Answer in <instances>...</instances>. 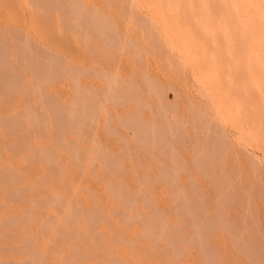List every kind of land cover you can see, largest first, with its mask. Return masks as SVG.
I'll list each match as a JSON object with an SVG mask.
<instances>
[{
    "label": "rangeland",
    "instance_id": "1",
    "mask_svg": "<svg viewBox=\"0 0 264 264\" xmlns=\"http://www.w3.org/2000/svg\"><path fill=\"white\" fill-rule=\"evenodd\" d=\"M106 1L108 2V0ZM103 2L104 0H89L88 3L92 6H90L91 9L87 7L89 4L85 6V8L87 7L86 9L89 8V10L82 13L85 15L84 20L82 21L83 18H80V16L83 17L81 13H78L79 18L75 17L78 15L70 14V18H73H71L73 22L69 21L71 20L69 18V20L67 19V23L70 24L69 22H71L72 24L70 25L72 29H74L75 25L73 23L78 22H74L75 18L76 20L79 19L83 24L85 23V26L88 23L86 20L93 19L95 16L96 19L94 18L95 21L93 20V22L97 23L96 21H98L100 25V27H98L99 25L96 24L95 29H104L101 31L104 33L96 30L97 32L95 35V32H92L95 30L94 28L91 29V31L87 30V32H85L86 30L84 31V29L88 25H93L91 22L92 20H90L91 23L85 26V28L81 26L83 24L80 22L82 28L77 24L79 28H76V30H83L85 33L84 37L82 32V34H77L78 37L80 34L82 35L81 38L79 37L80 40H78L73 30L68 32V29L64 28L68 25L65 22L64 27L60 26L52 28V30L51 28L47 30V33L50 32V30L51 33L48 35L45 33L46 37L41 38V40L45 39L43 40L45 44L40 40L41 36H38V38L33 31L32 33L30 32V15L32 9H26L22 12L15 28L14 22L10 21L9 23V19L6 15V5L0 2V21H2L6 27L2 28L4 26L0 22V58H3L2 60L0 59V69L8 70L13 64L16 71L8 70L12 77L13 75H17L23 79V82H25L26 78H30L28 81L34 78V80H32L33 83L26 81L23 88L24 90L20 88V90L17 89L19 93L21 91V94L27 99H24L25 101H22V99L18 100L24 105L16 101V104L19 103V105H21L19 106L20 108L18 105H15L14 102L11 103L8 100L10 96L12 97L15 95L14 93H16V91L9 90L11 93H8L7 90L9 88L7 90L0 88V99H5V102L0 100V112H3V118H1L2 115L0 114V119L3 120L4 117H6L5 115L13 119L16 115V128L18 127L16 131H20L19 128L24 125L26 127H21V129L24 130L25 128L27 131L29 129L28 134H25L27 131L23 133V130H21L22 132H20V134L18 133L20 137L17 135L25 149L22 153L21 150L17 149L18 144H15L17 140L16 134H14L13 139V134H10L12 132H9L8 129L6 130L5 125L3 126L5 129L1 127L6 134L0 129V132H2L1 135L3 134L2 136L0 135V166H2L0 168L6 169L8 174L6 173L5 176H7V179L13 177L14 175L12 172H14V174L20 177L23 174L24 178H26V180L28 179L27 183L32 182L27 185L26 180L22 178L23 176L21 177L22 180H19V177L16 185L22 186V182L23 185H25L22 187H14V185V190H12L8 188L12 183L9 184V181H7L8 185L6 180H3L0 176V182L2 183L3 181L4 183L0 185V187L3 185L2 188H0V208L3 209L4 216H6V218L3 219L8 223L10 222L8 225L9 231H5L4 241L1 242L2 239L0 238V264H28V261H30L28 256L29 254L33 255L32 253H34V251L40 254H42V251L43 253L45 252L42 261L45 262L44 264L49 260L50 262L52 261V264H59L60 261L61 264H69L68 262L70 259L68 258L71 257L70 264H84L88 262L89 264H121V262L123 264H264L263 149L260 145L258 147L255 144L237 138L233 131V127L229 123L219 119L211 99L205 94L200 82L195 77L191 64L182 59V55L177 49L168 47L167 50L166 47L162 46L164 45L163 42H160L162 38L157 41L160 38H158V34H156L159 25L150 16L151 14L148 8L140 9L129 7L132 9L131 11L129 8H124L122 9L123 12L120 11L123 14L122 16L115 7L116 10L112 9L111 0L109 3L104 2L103 4ZM92 3H95V5ZM100 3L105 5V7H102L103 5ZM96 5L101 9L98 10ZM94 6H96L95 9ZM107 7L109 8L106 9ZM68 9L66 7L65 10L69 13ZM109 9L110 12L108 11ZM128 9L129 12L133 11L132 14L135 11V16L134 14L133 16L132 14L130 15ZM101 10L103 12H101ZM124 11H126L125 14L127 13L130 17L124 16ZM79 12L81 11L79 10ZM106 12L107 15L105 17ZM111 12L113 15L110 14ZM136 12L138 14H136ZM86 13L92 14H89L90 16L88 17ZM102 13L104 14L102 15ZM107 16L114 19H109ZM124 17L128 18L125 20ZM131 17H134L135 20H133L134 18L131 20ZM47 19L48 18L44 21L48 22L49 19ZM7 21L8 23H5ZM109 21H114L117 27H115V25L113 26ZM125 21L127 22L125 23ZM135 21H137L135 24L136 27L133 25ZM11 22L14 23L12 24L13 27ZM125 24H127V30L124 27ZM92 25L87 29L92 28ZM71 26H69L70 29ZM155 26L157 30L154 29ZM113 27L120 30L119 35L122 34L121 37H124V34H126L128 36L126 37L125 35L127 39L124 40L125 37L121 39L117 34L118 32H114L115 28ZM142 28L144 31H142ZM149 28H151V30L152 28L156 30V33L153 30L151 32ZM6 29L15 35L17 33L14 29H18L17 31L21 32L20 36H23L24 33L27 34V40L32 37L28 40L30 41V46L27 45V48L31 47L29 48L30 50L26 49L25 51H20L23 55L21 53L17 56L14 53L12 55L8 47L12 49L16 42H11L10 38L13 34H7L9 32ZM60 29L65 33L61 34ZM13 30L15 32H13ZM124 30L129 31L130 35H128V32L125 33ZM111 31L112 34H110ZM122 31L123 33H121ZM88 32H92L90 34L91 38H89L90 35ZM150 32L153 34L150 35ZM86 33L89 36L85 37V35H87ZM105 33L110 34L109 36L111 38L107 37ZM115 33L119 39L124 42L122 43L119 41V44H123V46L119 45L123 49L119 47V51L118 48L116 52L117 54L120 52V54H116V58L108 57L112 53L107 51L108 53L106 52V56L110 59L106 62L107 59H104L105 55H102V53L106 51L104 49L112 51L116 48L119 39L118 37H116L117 39L115 38ZM32 34H34V36ZM65 34L69 35L65 36ZM101 34L104 35L101 36L102 39L99 37ZM93 36L94 39H92ZM129 36L130 39H128ZM34 37L40 41L38 42ZM82 37L83 41H81ZM95 37L100 40H97ZM142 37H145V41L144 39L141 40ZM65 38L68 42H66L67 40ZM95 39L99 41L98 44L95 43ZM87 40L88 42L92 40L91 42L97 45V47L93 49V52L91 49L92 47H90V45H93L89 44L91 42L88 43ZM32 41L33 43H31ZM46 41H48V43ZM114 41H116L117 44ZM40 42L43 43L41 44ZM80 42L83 43L82 48H80ZM86 42L88 44H86ZM106 42H109V44ZM9 44H11V46ZM55 45L57 46L55 47ZM106 46H108V48ZM6 47L7 49H5ZM88 48L92 53H90ZM164 48L169 52V58L165 57L167 53H164L166 52ZM45 49L47 51H44ZM36 50H38V52ZM58 50H60V52ZM115 50L112 52L115 53ZM32 51H35V53ZM33 53L39 56L38 59L43 58L41 56L45 57L38 61V59L33 58H37ZM109 53L111 54L109 55ZM26 54L30 59L24 57ZM49 54L52 55V57ZM1 55L5 56L1 57ZM12 56H16L18 61L14 62ZM9 57L12 58L9 60ZM22 57H24V59ZM16 58L14 57L13 59L16 60ZM46 59H48V61H45ZM60 59L66 60L61 61ZM71 60L73 64L75 62V65L72 64ZM4 61H9L10 63ZM41 61H44L45 64H43L44 62L41 63ZM58 61L60 62L58 63ZM130 61L131 63H129ZM16 62H20V64L24 66L25 71H23L22 66L16 67V65H19V63ZM50 62H52L51 65L53 67L50 65ZM54 62L56 63L54 64ZM59 64H63V66ZM40 65L42 67L41 69ZM161 66L163 68L164 66L166 67V70L164 68L166 72H168L167 70H171V73H165ZM38 67L39 69H37ZM73 68L75 70H73ZM68 69H70V74H67ZM116 69H119L118 72L121 74H118ZM35 71L36 73L42 72L44 75L45 73L47 75L51 72L48 76L52 74V77H54L52 80L53 82L48 79L50 76H46L47 81H45L44 86L43 80H46V78L42 76V73L38 75V78ZM82 71H84L86 75H84ZM24 72H26V74ZM71 73L72 75L77 74L75 77L71 78ZM87 73H89V75H87ZM53 74L55 76H53ZM11 76L9 79L14 80ZM40 77H42V79ZM60 78H62V81ZM86 78L87 81H85ZM36 80H38L39 86L36 85ZM52 83L54 84L52 85ZM46 84L49 85L46 86ZM55 85L57 88L54 89ZM41 86H44L45 90ZM27 87L29 89L26 90ZM49 89L50 91H48ZM36 90L39 94L35 96V94L38 93ZM6 92L11 95H7ZM235 93L236 91L230 94L231 96L228 97V103L231 102L234 104V102L238 100V96ZM24 96L22 97L24 98ZM2 104L4 105L3 108H1L3 106ZM58 104H60V106L62 104V108ZM233 106L234 105L231 107ZM30 107L32 109H30ZM72 107L76 110H73ZM82 107H85V112H83V109L81 111ZM68 108L70 110L68 111L70 117L71 112L74 114L71 117L73 120H70L69 116V119L67 118L68 114L66 113ZM24 112H26L28 116L32 113V121L34 119V122H31L32 124H28L29 128H27L26 125L28 123V117L27 115L25 116ZM80 112H83L87 118ZM86 112L87 115L85 114ZM79 115H83L82 118H85L84 120L86 122L83 121V119H78ZM37 118H39L38 121ZM78 120L79 122L80 120L84 122V125L81 124V128ZM70 121L73 122L71 123ZM18 123L21 124L19 125ZM48 123L51 126L48 125ZM8 133L12 137L8 136ZM59 133H63L62 136L59 135L61 139H63L62 142L61 140L55 139L56 135ZM17 141L16 143H19V141ZM19 147L22 146L19 144ZM66 148H68V150H66ZM120 149L122 150L120 151ZM38 150L42 152L46 151V156L50 155L49 157H54V159L52 158L51 160L49 157L45 159L40 152H37ZM63 151L65 155L62 154ZM66 154H70L71 156H66ZM65 156L68 157V159H66ZM75 156L80 159H75ZM1 159L3 160L4 167ZM5 159L7 160L5 161ZM8 159L10 161H8ZM49 160L51 162H49ZM78 161L80 166L77 168L73 164ZM6 162H9V164H5ZM121 164L124 165L122 166ZM47 166L48 168H46ZM57 166L59 167L57 168ZM79 168V175L83 174V176L80 175L81 177L77 175L78 171L76 172ZM71 175L73 177H70ZM69 178L73 181L71 182L72 184L69 182L71 181ZM75 179H78V182ZM9 180L11 179L9 178ZM74 180L77 183L76 185ZM84 184L86 187H84ZM74 185L76 187H74ZM78 186H83L84 190H78ZM51 187L53 189H50ZM68 187L69 189H66ZM89 187L90 190L88 189ZM27 188L29 189V195L24 192V189ZM8 189H10V191ZM56 189L59 190V192ZM74 191L76 194H73ZM53 192L55 195H53ZM66 193L68 194L66 195ZM69 193L74 195V197L71 198L72 200L70 199L72 196L69 195ZM55 196H57V200ZM61 199L62 201L64 200V202H62ZM29 200L32 202H28ZM114 200L115 202L113 203ZM11 203L13 204L12 206ZM8 212L9 214L7 215ZM57 219L60 220V222L55 228L50 227V229L48 224L58 221ZM30 225L33 228H31ZM46 228L48 230H46ZM86 229H89L90 232ZM18 230L24 231L19 232ZM1 232L2 230H0V234ZM96 232H98V234ZM83 233L84 236L82 237ZM39 234H41L40 240ZM47 235H49V237ZM73 235L74 239L72 238ZM93 235H96L94 236L96 242L94 241ZM75 236L78 237L75 238ZM87 236H89V239ZM35 238L38 243L33 241ZM90 238L93 239V242L91 241L92 244H97L99 242L97 245L98 247L95 246L96 249H93L94 246L91 248ZM123 243L128 244L127 247L129 249L126 247L127 251H125L124 248L126 244L123 245ZM121 244L124 247L122 246L121 248ZM64 245L66 247H64ZM48 247L53 250H50ZM1 248L4 250L3 253L1 252ZM7 248L10 253L6 250ZM69 248L70 250L67 251ZM20 249L21 252L19 251ZM22 250L25 255L26 253L28 254L26 255L28 258L25 255H23V257H26H24L25 259L23 257H18L22 255H19V253H22ZM89 250H91V252ZM6 251L7 253H4ZM48 251H53L54 253L52 252L53 254H50L49 252L48 255ZM66 252H69V254L71 252V255L67 254L70 256L67 258L68 262L67 260L64 262V259L67 257H64ZM14 253L17 254L16 257H18L19 260L23 258V260H20V263L18 261L15 262V260L18 259L15 258ZM12 254L15 259H13ZM50 255H53L56 261H54ZM61 255L63 256L62 260L60 259ZM80 259L81 261H79ZM21 261H23V263ZM50 262H48V264Z\"/></svg>",
    "mask_w": 264,
    "mask_h": 264
},
{
    "label": "bare ground",
    "instance_id": "2",
    "mask_svg": "<svg viewBox=\"0 0 264 264\" xmlns=\"http://www.w3.org/2000/svg\"><path fill=\"white\" fill-rule=\"evenodd\" d=\"M93 1V0H92ZM0 2H3V4H5L6 5V15H7V17H8V19H9V23H10V21H12V22H14L15 23V28H16V23H17V21L19 20V18H20V15L22 14V12L24 11V10H26V9H32V12H31V17H30V29H31V33H32V31L34 32V34H36L37 35V37L38 36H41L40 37V40H41V38H43V37H46V35H48V34H50L51 33V30H52V28H55V27H60V26H63L64 27V25H65V22H66V24H68L67 23V19L69 20V18H70V14L72 15V14H74V15H78V13L80 14L81 13V15L83 16V17H81L80 16V18H83L82 19V21L84 20V16L85 15H83L82 13L84 12V11H88L89 10V8L88 9H86L87 7H90V6H92V5H90V3H88L89 2V0H0ZM104 2H106V3H109L110 2V0H108V2L106 1V0H104ZM104 2H103V4H104ZM105 3V4H106ZM111 5H112V9L113 10H116L117 9V11H119V13H120V15H122L123 16V14H122V12H123V10L122 9H124V8H129V7H132V8H140V9H142V8H148L150 11V16L153 18V20H155L157 23H158V25H159V27H158V31H157V33L155 32L157 29H156V26H155V28L154 29H156V30H153V28H152V30L156 33V34H158L157 36H158V40L157 41H159L161 38H162V41L160 40V42H163V44L164 45H162V46H164V47H166V49L168 50V47L169 48H174V49H177L180 53H181V55H182V59L185 61H187V62H189V64H191V66H192V68H193V71H194V74H195V77L197 78V80L200 82V84H201V86H202V88L204 89V92H205V94H207L208 96H209V98L211 99V101H212V105H213V107H214V110H215V112H216V115L219 117V119L221 120V121H224V122H227V123H229L232 127H233V131L235 132V134H236V136H237V138H239L240 140H245V141H248V142H250V143H252V144H255V145H257L258 147H259V145L261 146V148L263 149V151H264V0H111ZM1 4V3H0ZM89 4V6H87L86 8H85V6L86 5H88ZM93 5H95V3H92ZM101 4V3H100ZM103 4H101V5H103ZM4 5V6H5ZM97 6V9L99 10V9H101L98 5H96ZM96 6H94V9H95V7ZM110 6V5H109ZM66 7H67V9H68V7H69V13H68V11H66L65 9H66ZM102 7H105V5H103ZM116 9H115V8ZM1 8H2V6H1ZM109 7H107L106 9H108ZM84 9H86V10H84ZM90 9H91V7H90ZM130 9V8H129ZM129 9H128V13L131 15L132 14V12H129ZM79 10L81 11V12H79ZM97 10V11H98ZM132 9H130V11H131ZM96 11V12H97ZM109 12H110V9L108 10ZM120 11H122V12H120ZM101 12H103L102 10H101ZM101 12H100V14H101ZM125 12L126 11H124V14H125ZM85 13V12H84ZM105 13V12H104ZM104 13H102V15L104 14ZM89 14H92V13H89ZM88 13H86V16L88 15V17L90 16ZM95 14V13H94ZM97 14H98V12H97ZM96 14V15H97ZM111 15H113L112 14V12L110 13ZM134 16H135V11H134ZM133 14H132V16H133ZM136 14H138L137 12H136ZM106 15H107V12H106V14H105V17H106ZM109 15V14H108ZM119 15V16H120ZM141 15V14H140ZM93 16V15H92ZM110 16V15H109ZM109 16H107L108 18H109ZM124 16H128V17H130L127 13L124 15ZM76 18L78 17L79 18V15L78 16H75ZM88 17H86V18H88ZM98 17H99V15H98ZM98 17H97V19H98ZM114 17V16H113ZM128 17H124V19L126 20V18H128ZM140 17V16H139ZM1 18V17H0ZM46 18H48L47 20H48V22H45L44 20L46 19ZM72 18V17H71ZM70 18V19H71ZM76 18H75V20H74V22H76V21H78V22H76V23H73L74 25H75V27H74V29H72V26L70 25V24H72L71 22H73L72 21V19L71 20H69V21H71V22H69L70 24H68L67 25V27L65 26L64 28H66V29H68V32L69 31H71V30H73V33L78 37V35L77 34H79V33H81L82 35H83V37H84V33L85 32H87V30H90L91 31V29H95V25L96 24H98V21H96L97 23H95V22H93V20H94V18H95V16H94V18L93 17H90V18H93V19H89V20H86L85 22L87 23L85 26H87L89 23H93V25H92V28H90V29H87V28H89V26L91 27V25H88L86 28H85V26H84V24L81 22V21H79V19H77L76 20ZM112 18V17H111ZM111 18H109V19H111ZM134 18V17H133ZM132 17H131V20L133 19ZM137 18V17H136ZM6 19V18H5ZM7 19V20H8ZM96 19V18H95ZM107 19V18H106ZM114 18H112V20H113ZM24 20V19H23ZM90 20H92L91 22H90ZM130 20V21H131ZM133 20H135V18L133 19ZM138 20H139V18H138ZM141 20V19H140ZM49 21H50V23H49ZM95 21V20H94ZM115 21V20H114ZM110 22L113 26L115 25V27H117L116 25L117 24H115V22ZM128 21V20H127ZM127 21H125V23L127 22ZM130 21H129V24H130ZM155 21H153V22H155ZM1 22V24H3L2 23V21H0ZM11 22V25L12 24H14V23H12ZM46 24H45V23ZM80 22L83 24V25H81L80 24ZM100 22V21H99ZM136 22L137 21H135V22H133V25H134V27H136L135 26V24H136ZM5 23H8V21L7 22H5ZM48 23V24H47ZM95 23V24H94ZM132 23V22H131ZM28 24V23H27ZM77 24H79V27H81V26H84V31L85 32H83V30H76V28L78 29L79 27H78V25ZM128 24V23H127ZM127 24H125V28H126V25ZM156 24V23H155ZM29 25V24H28ZM48 25V26H47ZM81 25V26H80ZM99 25V24H98ZM97 25V26H98ZM112 25H111V27H112ZM132 25V26H133ZM3 26L4 27H2V28H6L5 27V25L3 24ZM9 26V25H8ZM69 26H71V29L69 28ZM96 26V27H97ZM12 27H13V25H12ZM63 27H61V28H63ZM98 27H100V25L98 26ZM115 27H113V28H115ZM22 28V27H21ZM20 28V29H21ZM24 28V27H23ZM51 28V30H50V32H48L47 33V30H49ZM82 28V27H81ZM103 28H105V27H103ZM145 28V27H144ZM147 28V27H146ZM1 29V28H0ZM9 29V28H8ZM70 29V30H69ZM101 29V28H100ZM100 29H95V30H93L92 32H95L94 34L96 35V32L97 31H103L104 29H102V30H100ZM118 29V28H117ZM116 28H115V31L114 32H118L117 34L119 35V33H120V30H117ZM150 30H151V28H149ZM7 30V29H6ZM5 30V31H6ZM15 31H16V35L14 34V33H12V32H10L9 30H7L9 33H7V34H9V35H11V34H13V39H12V37L10 38L11 39V42H14L15 44L13 45V47H12V49H11V47H8V49L9 50H11L10 51V53H12V55H13V53L17 56L18 54H20L21 52L20 51H25L26 49H29V48H31V47H29V48H27V45H29L30 44V41H28V40H30L31 38H29L28 40H27V34H25L24 33V35L23 36H20V31H17L18 29H14ZM13 30V32H15ZM61 30V34L63 33H65V32H62L63 30L62 29H60ZM65 30V29H64ZM97 30V31H96ZM110 30H112V29H110ZM109 30V31H110ZM117 30V31H116ZM126 30H127V28H126ZM139 30V29H138ZM152 30H151V32H152ZM4 31V30H3ZM23 31V30H22ZM66 31V30H65ZM137 31V30H136ZM140 31V30H139ZM142 31H144L143 30V28H142ZM146 31V30H145ZM24 32V31H23ZM92 32H88L89 33V35L92 33ZM108 32V31H107ZM124 32L125 33H127L128 32V35H130V33H129V31H125L124 30ZM138 32V31H137ZM151 32L149 33L150 35H152L151 34ZM1 33V32H0ZM27 33V32H26ZM45 33H47L46 35H45ZM101 33H104V32H101ZM121 33H123V31L121 32ZM139 33H141V32H139ZM145 33H147V32H145ZM29 34V33H28ZM34 34H32L33 36H34ZM79 35V37L81 38V36L82 35ZM87 34V33H86ZM99 34V33H98ZM105 34H107V37H110L109 35L110 34H112V31H111V33L110 34H108V33H105ZM117 34L115 33V38L116 37H118L117 36ZM135 34H136V32H135ZM2 35V34H1ZM9 35H8V37H9ZM36 35H35V37H36ZM69 34H65V36H68ZM88 34L87 35H85V37L86 36H89ZM122 35V34H121ZM121 35H119L120 37H121ZM125 35L126 34H124V37H125ZM144 35H146V34H144ZM143 35V36H144ZM148 35V34H147ZM149 35V36H150ZM16 36V37H15ZM64 36V35H63ZM101 36H104L103 34H101L99 37H101ZM112 36V35H111ZM132 36V35H131ZM156 36V35H155ZM156 36V37H157ZM6 37V36H5ZM30 37V36H29ZM34 37V38H35ZM77 37H76V39H77ZM79 37H78V40H80L79 39ZM83 37H82V40L81 41H83ZM98 37V36H97ZM124 37H121V39L122 38H124ZM126 37H128L127 35H126ZM125 37V39L124 40H126L127 38ZM136 37L138 38V36H137V34H136ZM146 37V36H145ZM145 37H142V39L141 40H143ZM1 38V37H0ZM7 38V37H6ZM39 38V37H38ZM67 38V37H66ZM65 38V39H66ZM89 38H91V35H90V37ZM96 38V37H95ZM111 38V37H110ZM112 38H114V37H112ZM135 38V37H134ZM136 38V39H137ZM151 38V37H150ZM154 38V37H153ZM36 39V38H35ZM87 39H88V37H87ZM92 39H94V36L92 37ZM97 40H100L99 38H96ZM96 39L94 40L95 41V43L96 44H98V42L99 41H96ZM101 39H102V37H101ZM105 39H106V41H107V38L105 37ZM109 39V38H108ZM117 39V38H116ZM118 39H119V37H118ZM128 39H130V36H129V38ZM135 39V40H136ZM140 39V38H139ZM155 39V38H154ZM3 40V39H2ZM38 42L40 41L39 39H36ZM43 40H45V39H42L41 41H43ZM67 40V39H66ZM89 40V39H88ZM88 40H87V42H88ZM111 40V39H110ZM110 40H108V41H110ZM112 40H114V39H112ZM37 41H36V43H37ZM49 41V40H48ZM48 41H46L47 43H48ZM55 41V40H54ZM85 41V40H84ZM92 41V40H91ZM91 41H89V42H91ZM119 41H121L122 43H124L122 40H118L117 42H118V44H117V42L116 41H114L116 44H117V46H116V48H114L112 51L114 52V50H115V53H113L112 51H110L109 49L107 50V49H104V47H103V49L104 50H106L105 52L103 51V53H102V55H105L106 56V54L108 53V52H111L112 54H114V55H112L111 53H109V55L110 56H108V57H110V58H112V57H114V58H116V56L117 55H119L120 54V52H119V54H117V52L116 51H118V48L120 47V46H123V44H119L120 42ZM144 41H145V39H144ZM4 42V41H3ZM2 42V43H3ZM44 42V41H43ZM43 42H40L41 44L43 43ZM66 42H68V40L66 41ZM79 42V41H78ZM86 42V44H88ZM31 43H33V41L31 42ZM34 43H35V41H34ZM49 43H50V41H49ZM54 43V42H53ZM94 43V44H95ZM107 44H109V42H106ZM5 44H6V42H5ZM41 44H39V45H41ZM43 44H45V42L43 43ZM55 44H57V43H55ZM80 44H81V47L80 48H82V46H83V43H81L80 42ZM85 44V43H84ZM85 44V45H86ZM89 44H92L93 46H91L90 45V47H92L91 49H92V52H93V49L95 48V47H97V45H94L92 42L91 43H89ZM114 44V43H113ZM162 44V43H161ZM160 44V45H161ZM10 46H11V44H9ZM50 45V44H49ZM120 45V46H119ZM124 45H126V44H124ZM30 46V45H29ZM57 45H55V47H56ZM42 47H44V46H42ZM89 47V46H88ZM107 48H108V46H106ZM110 47H111V45H110ZM109 47V48H110ZM33 48V47H32ZM35 48H36V45H35ZM58 48V47H57ZM112 48V47H111ZM110 48V49H111ZM120 48H122V47H120ZM120 48H119V51H120ZM5 49H7V47L5 48ZM37 49V48H36ZM41 49V48H40ZM58 49H60V48H58ZM89 49V48H88ZM123 49V48H122ZM165 49V48H164ZM165 49V51L166 52H164L165 54L167 53V55H165V57H167V58H169V52H167V50ZM8 50V51H9ZM30 50V49H29ZM52 50V49H51ZM54 50H56V49H54ZM87 50V49H86ZM2 51V50H1ZM37 52H38V50H36ZM44 51H47L46 49L44 50ZM49 51V50H48ZM59 52H60V50H58ZM89 51H90V53H92L91 52V50L89 49ZM108 51V52H107ZM5 52V51H4ZM3 52V53H4ZM32 52H34L35 53V51H32ZM54 52H56V51H54ZM107 52V53H106ZM7 53V52H6ZM26 53V52H25ZM33 53V54H34ZM52 53V52H51ZM62 53V52H61ZM71 53V52H70ZM122 53V52H121ZM22 55H23V53H21ZM30 54V53H29ZM28 54V55H29ZM41 54V53H40ZM58 54H60V53H58ZM63 54V53H62ZM62 54H60V55H62ZM72 54V53H71ZM117 54V55H116ZM32 55V54H31ZM35 55V54H34ZM50 55V54H49ZM57 55V54H56ZM67 55V54H66ZM66 55H64V56H66ZM116 55V56H115ZM122 55H123V53H122ZM135 55V54H134ZM5 56V55H4ZM4 56H2L1 55V57H4ZM7 56V55H6ZM16 56H14L15 58H16ZM30 56V55H29ZM35 56H37V55H35ZM51 57H52V55H50ZM73 56V55H72ZM72 56H70V57H72ZM104 56V59H107V61L106 62H108V60L110 59V58H108L107 56L105 57ZM13 57V56H12ZM12 57H9V60H10V58H12ZM13 57V58H14ZM24 57H27V54H26V56H24ZM24 57H22L23 59H24ZM38 57L39 56H37V58L36 57H33L34 59H38ZM41 57H43V58H39L38 59V61L41 59H44V57L45 56H41ZM49 57V56H48ZM51 57H50V59H51ZM12 58V60H14V62L15 61H18L17 59L18 58H16V60L15 59H13ZM21 58V59H22ZM27 58H29V57H27ZM31 58H32V56H31ZM32 58V59H33ZM54 58V57H53ZM56 58H58V57H56ZM61 58H62V56H61ZM1 59V58H0ZM3 59V58H2ZM1 59V60H2ZM6 59V58H5ZM30 59V58H29ZM69 59V58H68ZM119 59V58H118ZM129 59V58H128ZM135 59V58H134ZM27 60V59H26ZM52 60V59H51ZM61 60V59H60ZM63 60V59H62ZM61 60V61H62ZM66 59H64L63 61H65ZM77 60V59H76ZM131 60V59H130ZM7 61V60H6ZM6 61H4V62H6ZM24 61V60H23ZM35 61V60H34ZM38 61H37V63H38ZM45 61H48V59H46ZM55 61V60H54ZM115 61V60H114ZM183 61V62H184ZM185 61V62H186ZM9 62V61H8ZM8 62H6V63H8ZM42 62H44V61H41V63ZM60 61H58V63H59ZM71 62H72V60H71ZM110 62V61H109ZM113 62V61H112ZM118 62H119V60H118ZM117 62V63H118ZM133 62H134V60H133ZM10 63V62H9ZM16 63H19V65H16V67L18 66H22V69H23V71H25V69H24V66L22 65V64H20V62H16ZM15 63V64H16ZM24 63V62H23ZM26 63V62H25ZM29 63H31V62H29ZM33 63V62H32ZM35 64H36V61L34 62ZM51 63L52 62H50V65H51ZM56 62H54V64H55ZM129 63H131V61L129 62ZM165 63V62H164ZM1 64H3V63H1ZM5 64V63H4ZM12 64V63H11ZM43 64H45V62L43 63ZM46 64H48V63H46ZM65 64V63H64ZM71 64V63H70ZM72 64H73V62H72ZM77 64H79V63H77ZM113 64V63H112ZM166 64V63H165ZM168 64V63H167ZM6 65V64H5ZM27 65H29V64H27ZM27 65H25V66H27ZM34 65V64H33ZM60 65V64H59ZM73 65H75V62H74V64ZM82 65V64H81ZM80 65V66H81ZM85 65V64H84ZM131 65V64H130ZM129 65V66H130ZM136 65V64H135ZM162 65V64H161ZM1 66V65H0ZM35 66V65H34ZM38 66V65H37ZM45 66V65H44ZM52 66V65H51ZM51 66H49V67H51ZM60 66H63V64L62 65H60ZM72 66V65H71ZM79 66V65H78ZM83 66V65H82ZM168 66H169V64H168ZM3 67V66H2ZM7 67V66H6ZM9 67V66H8ZM36 67V66H35ZM49 67H48V69H49ZM53 67V66H52ZM74 67H76V66H74ZM132 67H133V65H132ZM162 67V66H161ZM28 68V67H27ZM42 67H41V65H40V69H41ZM45 68V67H44ZM43 68V69H44ZM66 68V67H65ZM84 68V67H83ZM120 68V67H119ZM127 68V67H126ZM134 68V67H133ZM163 68V67H162ZM164 68H165V70H166V67L164 66ZM164 68H163V71L165 72V73H168V74H170L171 73V70L169 71V70H167L168 72H166L165 70H164ZM167 68H169V67H167ZM33 69H36V68H33ZM37 69H39V67L37 68ZM42 69V70H43ZM60 69H62V68H60ZM71 69V68H70ZM70 69H68V73L67 74H70ZM77 69V68H76ZM85 69V68H84ZM121 69V68H120ZM128 69V68H127ZM8 70H10V71H12V70H15L14 69V66H13V64L10 66V68L8 69ZM8 70H4V69H0V88L1 89H8L7 91H8V93L10 92V91H16V93H14L15 95H13L12 97L7 93V95H9L10 97L8 98V100L12 103V102H14V104L15 105H18V107L19 106H21L22 104H21V101L19 102L18 100H20V99H22V101H25L24 99H26V97L23 95V94H21L22 92L20 91V93H19V90L20 89H22V90H24L23 88H24V84L26 83V81H28L29 79H25V82H23V79L21 78V77H19V76H14L13 75V77L9 74V72H8ZM20 70V69H19ZM46 70V69H45ZM73 70H75L74 68H73ZM117 70V69H116ZM16 71V70H15ZM40 71V70H39ZM51 71V70H50ZM55 71V70H54ZM58 71H59V67H58ZM64 71H65V69H64ZM119 71V69L117 70V72ZM129 71V70H128ZM26 72H27V69H26ZM26 72H24L25 74H26ZM33 72V71H32ZM44 72V71H43ZM46 72H47V70H46ZM49 72V71H48ZM72 72H74V71H72ZM80 72V71H79ZM82 72H84V71H82ZM114 72H115V70H114ZM116 72V73H117ZM125 72V71H124ZM15 73V72H14ZM14 73H11V74H14ZM17 73V72H16ZM20 73V72H19ZM19 73H18V75H19ZM34 73V72H33ZM35 73H36V71H35ZM40 73H42V72H40ZM40 73H36V75H37V77H38V75H40ZM49 73H51V72H49ZM48 73V74H49ZM48 74L46 75V73H45V75L42 73V76H44V78H46V76H48ZM58 74V73H57ZM64 74V73H63ZM77 74V73H76ZM76 74H73L72 75V73H71V78L72 77H75V75ZM79 74H81V73H79ZM114 74V73H113ZM118 74H121V73H119L118 72ZM126 74V73H125ZM65 75H66V72H65ZM65 75H63V76H65ZM82 75H83V73H82ZM81 75V76H82ZM84 75H86L85 74V72H84ZM87 75H89V73H87ZM10 76L12 77V78H14V80H12V79H9L10 78ZM24 76V75H23ZM50 76V77H49ZM48 77V79H50L51 80V82H53L52 80L54 79V77H52V74L51 75H49ZM53 76H55L54 74H53ZM60 76V75H59ZM68 76H70V75H68ZM80 76V77H81ZM115 76V75H114ZM127 76V75H126ZM125 76V77H126ZM26 77H28V76H26ZM36 77V76H35ZM52 77V78H51ZM57 77V76H56ZM77 77V76H76ZM79 77V76H78ZM85 77H87V76H85ZM24 78V77H23ZM39 78V77H38ZM41 79H42V77H40ZM139 78V77H138ZM137 78V79H138ZM62 78H60V80H61ZM64 79V78H63ZM77 79H79V78H77ZM82 79V78H81ZM32 80H34V78L32 79ZM28 81V82H32L33 83V81ZM59 80V79H58ZM74 80H75V78H74ZM140 80V79H139ZM37 82V86H39V84H38V80H36ZM45 81H47V78H46V80H43V82H44V86H45ZM55 81V80H54ZM57 81V80H56ZM62 81V80H61ZM76 81V80H75ZM85 81H87V78H86V80ZM58 82V81H57ZM83 82V81H82ZM48 83H49V81H48ZM84 83V82H83ZM35 84V83H34ZM54 83H52V85H53ZM56 84V83H55ZM28 85V84H27ZM32 85V84H31ZM47 85H49V84H46V86ZM57 85V84H56ZM56 85H55V87H54V89L55 88H57L56 87ZM26 86V85H25ZM36 86V87H37ZM42 87V88H44V90H45V87ZM32 87V86H31ZM30 87V88H31ZM36 87H34V88H36ZM52 87V88H53ZM20 88V89H19ZM38 88V87H37ZM36 88V89H37ZM17 89H19V90H17ZM27 89H29L28 87L26 88V90ZM10 90V91H9ZM32 90V89H31ZM38 90V89H37ZM36 90V91H37ZM43 90V89H42ZM2 91V90H1ZM48 91H50V89L48 90ZM234 91H236V95L238 96H236L237 98H238V100H237V98H236V102H234V104H232L231 102L230 103H228V97H230L231 95L230 94H232ZM3 92H4V90H3ZM38 92V91H37ZM41 92V91H40ZM56 92V91H55ZM11 93V92H10ZM13 93V92H12ZM28 93V92H27ZM34 94H35V91H34ZM39 94V92L37 93V94H35V96L36 95H38ZM2 95V94H1ZM22 96H24V98L22 97ZM30 96V95H29ZM35 96H33V97H35ZM55 96H57V95H55ZM59 96H60V94H59ZM32 97V96H31ZM39 97V96H38ZM1 98V97H0ZM35 99V98H34ZM60 99V98H59ZM63 99V98H62ZM66 99V98H65ZM0 100H2V99H0ZM5 100V99H4ZM4 100H2L3 102H5ZM27 100V99H26ZM42 100V99H41ZM56 100H57V98H56ZM55 100V101H56ZM8 101V102H9ZM16 101H18L21 105H19V103H17L16 104ZM52 101V100H51ZM60 101V100H59ZM67 101V100H66ZM2 102V103H3ZM9 102V103H10ZM54 102V101H53ZM10 103V104H11ZM28 103V102H27ZM26 103V104H27ZM50 103V102H49ZM48 103V104H49ZM70 103V102H69ZM77 103V102H76ZM85 103V102H84ZM83 103V104H84ZM228 103V104H227ZM8 104V103H7ZM13 104V105H14ZM25 104V105H26ZM30 104V103H29ZM83 104H82V106H83ZM234 105L233 107H231L232 105ZM3 105V104H2ZM1 105V106H2ZM24 105V104H23ZM53 105H54V103H53ZM57 105V104H56ZM59 106H60V104H58ZM58 106V107H59ZM61 106H62V104H61ZM60 106V107H61ZM73 106V105H72ZM76 106H77V104H76ZM86 106V105H85ZM4 107V105L1 107V108H3ZM27 107V106H26ZM48 107H50V106H48ZM51 107H52V105H51ZM69 108H71L70 106H68ZM231 107V108H230ZM20 108V107H19ZM18 108V109H19ZM24 108H25V106H24ZM54 108H56V107H54ZM62 108V107H61ZM65 108H67V107H65ZM69 108L67 109V113L66 114H68V111H70L69 110ZM77 108V107H76ZM84 108L85 107H82L81 108V111H82V109L84 110ZM22 109V108H21ZM30 109H32L31 107H30ZM57 109H59V108H57ZM72 109H73V107H72ZM72 109H71V111H72ZM2 110V109H1ZM14 110H17V109H14ZM25 110V109H24ZM50 110V109H49ZM73 110H76V109H73ZM80 110V109H79ZM87 110V109H86ZM58 111V110H57ZM5 112V111H4ZM11 112V111H10ZM27 112V111H26ZM26 112H24V114H25V116L27 115L26 114ZM31 112H33V111H31ZM49 112V111H48ZM83 112H85V110L83 111ZM81 113V114H83L84 115V113ZM8 113V112H7ZM6 113V114H7ZM50 113H51V111H50ZM73 113H74V111H73ZM77 113V112H76ZM0 114L2 115V117L1 118H3V112L1 111L0 112ZM14 114V113H13ZM17 114V113H16ZM20 114V113H19ZM86 115H87V112L85 113ZM0 115V116H1ZM31 115H32V113H31ZM31 115L29 114V116L27 115V117H28V119H27V128H29V126H28V124H32L31 122H34V119H33V121H32V117H31ZM72 115H74V114H72V112H71V117H72ZM77 115H78V113H77ZM83 115L82 116H78L79 118L78 119H83L82 117H83ZM6 117H4V119L2 120V119H0V129L1 130H3V129H5L6 128V130L8 129V131L9 132H12V133H10V134H13V137L12 136H10L9 135V133H8V136H10V137H12L13 139H14V134H16L15 136H17L18 135V133L20 134V132H22L21 130H23V129H21V127H24V126H21L19 129H20V131H16V129L18 128H16V126H17V121H16V115H15V117H13V119H11V118H8L7 117V115H5ZM17 116H19V115H17ZM50 116H52V115H50ZM70 117V114H68L67 115V118L69 119V117ZM85 116V115H84ZM26 117V118H27ZM65 117V116H64ZM71 117H70V120H73V119H71ZM20 118V117H19ZM85 118H87V116H85ZM84 118V119H85ZM38 119L39 118H37V121H38ZM66 119V118H65ZM83 119V121H85ZM19 121V120H18ZM26 121V120H25ZM36 121V120H35ZM36 121V122H37ZM51 121V120H50ZM35 122V123H36ZM71 122V121H70ZM73 122V121H72ZM71 122V123H72ZM78 122H79V120H78ZM86 122V121H85ZM25 123V122H24ZM50 123V122H49ZM48 123V125H50ZM60 123V122H59ZM67 123V122H66ZM80 128H81V124H83L84 122H82V120H80ZM19 124V123H18ZM21 124V123H20ZM19 124V125H20ZM5 125V128L3 127ZM76 125V124H75ZM79 125V124H78ZM84 125V124H83ZM33 126V125H32ZM35 126V125H34ZM51 126V125H50ZM59 126H60V124H59ZM59 126H57V127H59ZM64 126V125H63ZM3 129H2V128ZM26 127V126H25ZM39 127V126H38ZM62 128V127H61ZM65 128H67V127H65ZM54 130V129H53ZM60 130V129H59ZM71 130V129H70ZM4 131V130H3ZM7 131V132H8ZM27 131V129H25L24 128V130H23V133L24 132H26ZM57 131V130H56ZM61 131V130H60ZM62 131H63V129H62ZM28 132H29V129H28V131H27V133H25V134H28ZM59 132V131H58ZM1 133L2 132H0V135H1ZM4 133H5V131H4ZM22 133V134H23ZM48 133V132H47ZM64 133V132H63ZM62 133V134H63ZM6 134V133H5ZM62 134L61 133H59V134H54V135H56V137H55V139H57V140H61V142H62V140L63 139H61V137L59 136V135H61L62 136ZM3 135V134H2ZM1 135V136H2ZM65 135V134H64ZM19 137H20V135H18ZM16 137L17 138V140L19 141V137ZM28 138V137H27ZM51 138V137H50ZM63 138V137H62ZM47 139H48V137H47ZM16 140V141H17ZM16 141H15V144H18V147H19V144L22 146V147H17V149L18 150H21L22 151V153H23V151L25 150L24 148H23V145L21 144V141H19V143H16ZM17 141V142H18ZM13 142V141H12ZM53 142V141H52ZM68 142V141H67ZM55 143V142H54ZM4 144V143H3ZM45 144H47V143H45ZM52 144V143H51ZM68 144V143H67ZM6 145V144H5ZM8 146V145H7ZM25 146V145H24ZM36 146V145H35ZM56 146V145H55ZM58 146V145H57ZM27 147V146H26ZM44 148V147H43ZM56 148V147H55ZM16 149V148H15ZM49 149V148H48ZM64 149V148H63ZM1 150V149H0ZM9 150H12V149H9ZM40 150V149H39ZM37 151V152H40V154H42V156L45 158V159H48V157L50 156V155H48V156H46L47 154H45V152H42V151ZM50 150V149H49ZM66 150H68V148H66ZM122 149H120V151H121ZM27 151V150H26ZM35 151H36V149H35ZM44 151V150H43ZM15 152V151H14ZM17 152V151H16ZM68 152V151H67ZM73 152H74V150H73ZM3 153V152H2ZM1 153V154H2ZM6 153H8V152H6ZM9 153H11V152H9ZM20 153V152H19ZM52 153V152H51ZM61 153V152H60ZM66 153V152H65ZM33 154V153H32ZM44 154V155H43ZM62 154H64V151H63V153ZM8 155V154H7ZM13 155V154H12ZM28 155V154H27ZM61 155V154H60ZM65 155V154H64ZM67 155H70V154H66V156ZM83 155H85V154H83ZM3 156H4V154H3ZM9 156H11V155H9ZM8 156V157H9ZM55 156H56V154H55ZM65 156V157H66ZM71 156V155H70ZM15 157H17V156H15ZM59 157H61V156H59ZM84 157H86V156H84ZM0 158H1V156H0ZM14 158V157H13ZM21 158H23V157H21ZM39 158V157H38ZM42 158V157H41ZM49 158H51V157H49ZM53 159H54V157H52ZM52 158H51V160H52ZM82 158V157H81ZM88 158V157H87ZM19 159V158H18ZM30 159V158H29ZM66 159H68V157H66ZM75 159H77V160H79L78 159V157L77 156H75ZM83 159V158H82ZM85 159V158H84ZM7 159H5V161H6ZM25 160H27V159H25ZM40 160V159H39ZM73 160V159H72ZM3 160L1 159V162H2ZM8 161H10L9 159H8ZM48 161V160H47ZM69 161H70V158H69ZM26 162V161H25ZM35 162V161H34ZM42 162V161H41ZM46 162V161H45ZM49 162H51L50 160H49ZM64 162V161H63ZM71 162V161H70ZM83 162H84V160H83ZM9 164V162H6L5 164ZM19 163V162H18ZM26 163H29V162H26ZM56 163V162H55ZM54 163V164H55ZM62 163V162H61ZM79 163V161L77 162V163H75V164H73L74 166H76L77 168H78V166H80V164H78ZM2 164H3V162H2ZM36 164V163H35ZM42 164V163H41ZM70 164V163H69ZM84 164V163H83ZM12 165H14V164H12ZM18 165V164H17ZM29 165V164H28ZM62 165V164H61ZM67 165V164H66ZM122 166L124 165V164H121ZM35 166V165H34ZM43 166V165H42ZM0 167H2V166H0ZM3 167H4V164H3ZM5 167H6V165H5ZM7 167H8V165H7ZM18 167H19V165H18ZM59 166H57V168H58ZM81 167H82V165H81ZM86 167V166H85ZM120 167V166H119ZM124 167H126V166H124ZM123 167V168H124ZM16 168V167H15ZM45 168V167H44ZM46 168H48V166L46 167ZM127 168V167H126ZM18 169H20V168H18ZM36 169H39V168H36ZM54 169H56V168H54ZM84 169V168H83ZM122 169V168H121ZM30 170H31V168H30ZM48 170V169H47ZM46 170V171H47ZM80 168L78 169V170H76V172L78 171V173H77V175H79V173H80ZM57 171V170H56ZM68 171V170H67ZM75 171V170H74ZM73 171V172H74ZM25 172V171H24ZM27 172V171H26ZM69 172V171H68ZM72 172V173H73ZM7 172H6V169L5 168H0V176L2 177V179L4 180H6V183H7V181H9V184L10 183H12L11 184V186L9 187L8 186V188H10V189H12V190H14L13 189V186L14 187H16L17 185H16V183H18V178L20 177V176H18V175H16V174H14V172H12L13 173V177H9V175H8V177L11 179V180H9V178L7 179V176H5V174H6ZM44 173V172H43ZM42 173V174H43ZM52 173V172H51ZM65 173V172H64ZM71 173V172H70ZM82 173H83V171H82ZM8 174V173H7ZM55 174V173H54ZM16 175V176H15ZM53 175V174H52ZM80 175H82L83 176V174H80ZM79 175V176H80ZM22 176H23V174H22ZM21 176V177H22ZM39 176V175H38ZM127 176V175H126ZM20 177V179L19 180H22V178H24V176L21 178ZM27 177V176H26ZM37 177V176H36ZM57 177H59V176H57ZM63 177V176H62ZM70 177H73L72 175L70 176ZM81 177V176H80ZM48 178H49V176H48ZM128 178V177H127ZM25 180H26V178H24ZM31 179V178H30ZM34 179V178H33ZM42 179V178H41ZM60 179V178H59ZM65 179V178H64ZM70 179V178H69ZM80 179V178H79ZM28 180V179H27ZM27 180H26V183H27ZM71 180V179H70ZM77 182H78V179H75ZM74 180V181H75ZM67 181V180H66ZM76 181H75V185L77 184L76 183ZM80 181V180H79ZM22 182V181H21ZM30 182V181H29ZM50 182V181H49ZM70 183L71 182H73L72 180L71 181H69ZM2 183H3V181H2ZM1 182H0V185L2 184ZM30 183H32V182H30ZM30 183H27V185L28 184H30ZM70 183H69V185H70ZM4 184V183H3ZM8 184V183H7ZM8 184V185H9ZM22 184V186H24L23 185V182L21 183ZM53 184V183H52ZM55 184V183H54ZM67 184H68V182H67ZM72 184V183H71ZM127 184V183H126ZM35 185V184H34ZM33 185V186H34ZM68 185V186H69ZM74 185V187H76ZM3 186V185H2ZM2 186L0 187V188H2ZM19 186H21V185H19ZM19 186H17V187H19ZM21 186V187H22ZM31 186V185H30ZM30 186H28V187H30ZM41 186V185H40ZM27 187V186H26ZM32 187V186H31ZM35 187V186H34ZM33 187V188H34ZM73 187V188H74ZM78 187H80V186H78ZM77 187V189L79 190V189H83L84 187H86L85 186V184H84V187L83 186H81L80 188H78ZM88 187V186H87ZM47 188V187H46ZM106 188V187H105ZM10 189H8L9 191H10ZM19 189V188H18ZM32 189V188H31ZM50 189H53L52 187L50 188ZM66 189H69V187L68 188H66ZM75 189V188H74ZM89 190H90V187L88 188ZM12 190H11V192H12ZM16 190V189H15ZM57 190V189H56ZM84 190V189H83ZM88 190V191H89ZM31 191V190H30ZM55 191V190H54ZM58 192H59V190H57ZM65 191V190H64ZM68 191V190H67ZM66 191V192H67ZM77 191V190H76ZM82 191V190H81ZM14 192V191H13ZM24 192L26 193V194H28V192H29V189L27 188V189H24ZM23 192V193H24ZM31 192H33V191H31ZM36 192V191H35ZM52 192V191H51ZM112 192V191H111ZM16 193V192H15ZM42 193H45V192H42ZM49 193V192H48ZM71 193H72V189H71ZM71 193H69V195H71L72 197H70V199L71 198H73L74 197V195H72ZM78 193V192H77ZM86 193V192H85ZM84 193V194H85ZM158 193V192H157ZM12 194V193H11ZM68 193H66V195H67ZM73 194H76L75 193V191L73 192ZM82 194V193H81ZM2 195V194H1ZM29 195V194H28ZM27 195V196H28ZM51 195H52V193H51ZM53 195H55L54 194V192H53ZM59 195V194H58ZM111 195V194H110ZM159 195V194H158ZM10 196V195H9ZM39 196V195H38ZM91 196H92V194H91ZM30 197H31V195H30ZM37 197V196H36ZM56 197L57 196H55V199H56ZM84 197H86V196H84ZM112 197V196H111ZM18 198V197H17ZM76 198H77V196H76ZM82 198V197H81ZM93 198V197H92ZM97 198V197H96ZM96 198H94V199H96ZM33 199V198H32ZM44 199V198H43ZM69 199V198H68ZM69 199V200H70ZM159 199V198H158ZM25 200V199H24ZM50 200V199H49ZM57 200V199H56ZM72 200V199H71ZM79 200H80V198H79ZM82 200H83V198H82ZM81 200V201H82ZM3 201V200H2ZM61 201H62V199H61ZM76 201H78V200H76ZM89 201V200H88ZM124 201V200H123ZM19 202V201H18ZM28 202H30V200L28 201ZM32 202V201H31ZM30 202V203H31ZM49 202V201H48ZM57 202V201H56ZM62 202H64V200L62 201ZM72 202V201H71ZM80 202V201H79ZM93 202V201H92ZM115 202V200L113 201V203ZM7 203V202H6ZM33 203H34V201H33ZM66 203V202H65ZM82 203V202H81ZM104 203V202H103ZM28 204V203H27ZM52 204V203H51ZM58 204V203H57ZM13 204L11 203V206H12ZM19 205V204H18ZM26 205V204H25ZM33 205V204H32ZM37 205H38V203H37ZM73 205V204H72ZM81 205V204H80ZM99 205V204H98ZM97 205V206H98ZM113 205H115V204H113ZM8 206V205H7ZM49 206V205H48ZM59 206V205H58ZM62 206H63V204H62ZM70 206V205H69ZM2 207V206H1ZM5 207V206H4ZM27 207V206H26ZM34 207H35V205H34ZM41 207V206H40ZM67 207H68V205H67ZM78 207V206H77ZM82 207V206H81ZM11 208V207H10ZM100 208V207H99ZM107 208V207H106ZM22 209V208H21ZM31 209V208H30ZM54 209V208H53ZM64 209V208H63ZM114 209V208H113ZM52 210V209H51ZM50 210V211H51ZM66 210V209H65ZM68 210V209H67ZM50 211H46V212H50ZM57 211V210H56ZM62 211V210H61ZM71 211V210H70ZM74 211V210H73ZM102 211V210H101ZM7 212V211H6ZM40 212H41V210H40ZM52 212V211H51ZM59 212V211H58ZM24 213V212H23ZM121 213V212H120ZM9 214V212L7 213V215ZM27 214H28V212H27ZM41 214V213H40ZM90 214V213H89ZM94 214V213H93ZM6 215V214H5ZM10 215H11V213H10ZM42 215V214H41ZM75 215V214H74ZM16 216V215H15ZM66 216V215H65ZM67 216H69V215H67ZM93 216V215H92ZM125 216H126V214H125ZM131 216V215H130ZM31 217V216H30ZM43 217V216H42ZM3 218H6V216H4V212H3V209L2 208H0V230H2V232H1V234H0V238L2 239L1 240V242L2 241H4V238H5V231L7 230V231H9L8 230V225H9V223L8 222H6L5 221V219H3ZM25 218H26V216H25ZM67 218H69V217H67ZM131 218V217H130ZM133 218V217H132ZM14 219V218H13ZM16 219V218H15ZM19 219V218H18ZM64 219H66V218H64ZM77 219H78V217H77ZM136 219V218H135ZM34 220H36V219H34ZM58 220V219H57ZM86 220V219H85ZM131 220V219H130ZM133 220V219H132ZM31 221V220H30ZM38 221H39V219H38ZM52 221V220H51ZM62 221V220H61ZM15 222V221H14ZM18 222H20V221H18ZM60 222V220H58V221H56V222H53V223H50V224H48V226H49V228L50 227H52V228H55L56 226H57V224ZM125 222V221H124ZM21 223V222H20ZM28 223H29V221H28ZM132 223V222H131ZM136 223V222H135ZM13 224V223H12ZM25 224V223H24ZM40 224V223H39ZM70 224H71V222H70ZM99 224V223H98ZM19 225V224H18ZM22 225V224H21ZM61 225V224H60ZM73 225V224H72ZM82 225V224H81ZM102 225V224H101ZM16 226V225H15ZM23 226V225H22ZM40 226V225H39ZM47 226V227H48ZM70 226V225H69ZM75 226V225H74ZM73 226V227H74ZM92 226H93V224H92ZM100 226V225H99ZM138 226V225H137ZM30 227H31V225H30ZM34 227H35V225H34ZM38 227V226H37ZM85 227V226H84ZM105 227V226H104ZM31 228H33V227H31ZM92 228V227H91ZM90 228V229H91ZM94 228H95V226H94ZM129 228V227H128ZM13 229V228H12ZM21 229V228H20ZM22 229H23V227H22ZM28 229V228H27ZM51 229V228H50ZM85 229V228H84ZM135 229V228H134ZM31 230V229H30ZM46 230H48L47 228H46ZM62 230V229H61ZM80 230V229H79ZM87 230V229H86ZM100 230V229H99ZM16 231V230H15ZM19 231V230H18ZM22 231V230H21ZM21 231H19V232H21ZM24 231V230H23ZM22 231V232H23ZM34 231H35V229H34ZM87 231H89V229L87 230ZM93 231V230H92ZM103 231V230H102ZM26 232V231H25ZM52 232H53V230H52ZM52 232H48V233H52ZM84 232V231H83ZM90 232V231H89ZM106 232V231H105ZM119 232V231H118ZM34 233V232H33ZM97 234H98V232H96ZM36 234V233H35ZM45 234V233H44ZM74 234V233H73ZM79 234V233H78ZM82 234V233H81ZM86 234V233H85ZM88 234H90V233H88ZM94 234V233H93ZM100 234V233H99ZM102 234V233H101ZM21 235V234H20ZM41 234H39V236H40ZM43 235V234H42ZM77 235V234H76ZM80 235V234H79ZM128 235V234H127ZM27 236V235H26ZM48 237H49V235H47ZM84 236V233H83V235H82V237ZM90 236V235H89ZM89 236H87L88 237V239H89ZM94 236H96V235H93V237ZM13 237V236H12ZM16 237V236H15ZM18 237V236H17ZM47 237V238H48ZM78 237V236H77ZM76 236H75V238H77ZM91 237H92V235H91ZM6 238H8V237H6ZM14 238V237H13ZM40 238H41V236L39 237V240H40ZM46 238V237H45ZM72 238L74 239V235L72 236ZM100 238H101V236H100ZM9 239V238H8ZM84 239H86V238H84ZM91 240H90V244H91V248L93 247V249H96L95 248V246H97L98 245V243L97 244H92L91 243V241L93 242V239L92 238H90ZM95 237H94V241H95ZM37 239L35 238V240H33L34 242H37L36 241ZM42 240V239H41ZM45 240V239H44ZM55 240V239H54ZM18 241V240H17ZM47 241V240H46ZM64 241V240H63ZM104 241V240H103ZM131 241V240H130ZM21 242V241H20ZM27 242H28V240H27ZM44 242V241H43ZM68 242V241H67ZM96 242V241H95ZM38 243V242H37ZM66 243V242H65ZM3 244V243H2ZM16 244V243H15ZM32 244H34V243H32ZM89 244V245H90ZM101 244V243H100ZM112 244V243H111ZM124 244H126V243H123V245ZM45 245H47V244H45ZM61 245H62V243H61ZM107 245V244H106ZM122 244H121V248H122V246H123ZM7 246V245H6ZM36 246V245H35ZM59 246H60V244H59ZM117 246V245H116ZM128 246V244H126L125 245V251H127L126 250V247ZM39 247V246H38ZM64 247H66L65 245H64ZM98 247V246H97ZM34 248V247H33ZM41 248H43V247H41ZM49 248V247H48ZM107 248V247H106ZM123 248V249H124ZM128 248V247H127ZM10 249V248H9ZM24 249V248H23ZM50 249V248H49ZM48 249V250H49ZM65 249V248H64ZM64 249H62V250H64ZM98 249V248H97ZM113 249H114V246H113ZM129 249V248H128ZM6 250H8V248L6 249ZM34 250V249H33ZM40 250V249H39ZM50 250H53V249H50ZM66 250V249H65ZM68 250H70V248L69 249H67V251ZM3 249L1 248V252L3 253ZM12 251V250H11ZM20 252H21V249L19 250ZM56 251V250H55ZM90 252H91V250H89ZM89 251H88V253H89ZM123 251V250H122ZM8 252H9V250H8ZM18 252V251H17ZM24 251L22 250V253H19V255L20 254H22V255H20V256H18V257H23V255H25L24 253H23ZM40 252V251H39ZM49 252L50 251H48L47 253H48V255H49ZM53 251H51L50 252V254H53L52 253ZM58 252V251H57ZM59 252H60V250H59ZM73 252V251H72ZM113 252H115V251H113ZM4 253H7V251L6 252H4ZM10 253V252H9ZM9 253H8V255H9ZM45 253V252H44ZM43 251H42V254H40V253H35V251H34V253H32L33 255H30L29 254V258H30V261H28V264H44L45 262H42L43 261ZM15 254V253H14ZM59 254V253H58ZM57 254V255H58ZM61 254V253H60ZM62 254H64V253H62ZM67 254H69V252L67 253L66 252V254L64 255V257L65 256H67L66 257V259H64V262H66V260H67V258H68V256L69 255H71V252H70V254L69 255H67ZM107 254H110V253H107ZM1 255V254H0ZM13 255V254H12ZM26 255H28L27 253H26ZM25 255V256H26ZM55 255V254H54ZM94 255V254H93ZM17 256V254H15V258L16 259H18V257H16ZM24 256V257H25ZM50 256H52V258H53V255H50ZM56 256V255H55ZM54 256V257H55ZM119 256H120V254H119ZM122 256V255H121ZM1 257V256H0ZM23 257V258H24ZM27 257V256H26ZM25 257V258H26ZM27 257V258H28ZM62 255H61V257H60V259L62 260ZM70 257V256H69ZM117 257V256H116ZM2 258H3V255H2ZM9 258V257H8ZM14 258V255H13V259H15ZM23 258H21L20 260H23ZM24 258V259H25ZM48 258V257H47ZM58 258V257H57ZM82 258V257H81ZM6 259V258H5ZM54 259V258H53ZM52 259V260H53ZM68 259H72V257L71 258H68ZM20 260L18 259V260H15V262L16 261H18L19 263H20ZM46 260H48V259H46ZM46 260H44V261H46ZM57 260H59V259H57ZM70 260H69V262H68V260H67V262L70 264L71 262H70ZM89 260V259H88ZM87 260V261H88ZM54 261H56L55 259H54ZM73 261H74V256H73ZM77 261H78V259H77ZM79 261H81V259L79 260ZM102 261V260H101ZM22 263H23V261H21ZM48 262H50V260L49 261H47V263L46 264H48ZM52 262V261H51ZM50 262V263H51ZM14 263V262H13ZM49 263V264H50ZM54 263V262H53ZM75 263V262H74ZM118 263H120V262H118ZM52 264V263H51ZM59 264H61V261H60V263ZM65 264V263H64ZM84 264H89V262L88 263H84ZM121 264H123L122 262H121Z\"/></svg>",
    "mask_w": 264,
    "mask_h": 264
}]
</instances>
